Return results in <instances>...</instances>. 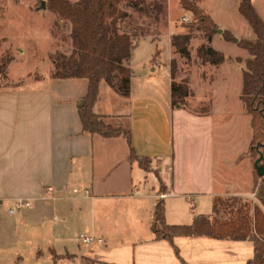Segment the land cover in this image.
<instances>
[{
  "label": "crops",
  "instance_id": "0c3cea01",
  "mask_svg": "<svg viewBox=\"0 0 264 264\" xmlns=\"http://www.w3.org/2000/svg\"><path fill=\"white\" fill-rule=\"evenodd\" d=\"M251 1L264 21V0ZM222 30L213 33L210 44L226 60L202 64L200 74L202 85L211 86L205 89L209 110L172 107V83L185 78L195 93L192 101L204 103L196 99L188 71L172 77L170 64L177 58L172 36L183 33L176 28L166 40L151 31L137 36L128 63V96L100 81L94 112L130 127L135 151L151 159L149 169L131 158L123 136L83 131L79 106L88 78L55 77L50 57L12 74L19 55L10 60L0 84V264H247L255 252L251 240L191 235L170 242L152 230L159 198L167 223L189 224L212 213L216 196L255 195L254 163L245 156L253 129L248 140L245 120H236L227 104L230 86L243 84L244 62L236 58L246 60L248 52L228 53L225 41L232 40L224 31L232 30ZM256 38L255 32L250 40ZM204 42L205 37L200 45ZM214 96L227 101V117H215ZM239 166L249 174L248 184L238 177ZM18 198L30 199L32 206L10 213ZM81 234L103 241L83 243ZM65 254L74 257H61Z\"/></svg>",
  "mask_w": 264,
  "mask_h": 264
},
{
  "label": "trees",
  "instance_id": "16d2710c",
  "mask_svg": "<svg viewBox=\"0 0 264 264\" xmlns=\"http://www.w3.org/2000/svg\"><path fill=\"white\" fill-rule=\"evenodd\" d=\"M124 2L142 9L138 0L49 1L50 8L60 20L71 23L73 46L69 55L60 51L51 54L54 63L53 75L60 78H88V93L83 98V104L79 106L83 131L103 137L123 136L129 145L131 158L138 160L145 169H149L151 159L135 151L130 127L111 123L107 116L99 115L93 110L101 80H105L125 96L130 94L132 71L128 63L135 40L144 31L132 34L120 30V21L129 15L127 11L119 8ZM181 4L198 18L196 27L205 34L206 42L197 48L198 57L203 63L213 65L224 62L225 54L210 44L212 35L218 28L217 24L205 14L195 0H181ZM239 11L248 19L257 34L255 40L242 39L239 42L247 49L249 57L246 60L242 57L236 58L238 62H244L242 97L245 109L252 117L253 136L249 154L255 162L260 154H264V21L251 0H239ZM224 35L227 40H234L232 32L226 30ZM192 37L191 31L172 36V45L187 58L190 57L188 44ZM170 67L174 79L177 74L175 59L171 61ZM188 82L187 78L181 82L173 81L171 86L173 108L187 107L188 97L193 93ZM204 110H209V107H203L202 111ZM255 179L256 198L261 204H251L250 200L240 195L216 196L212 213L197 215L189 224L167 223L164 200L159 198L152 224L155 237L165 238L170 242L175 236L191 235L251 240L255 252L247 264H264V176L258 175L255 170ZM54 257L60 258L56 254ZM61 257L74 256L65 254Z\"/></svg>",
  "mask_w": 264,
  "mask_h": 264
},
{
  "label": "rangeland",
  "instance_id": "374dc122",
  "mask_svg": "<svg viewBox=\"0 0 264 264\" xmlns=\"http://www.w3.org/2000/svg\"><path fill=\"white\" fill-rule=\"evenodd\" d=\"M49 1L50 0H45L46 8H40L42 0H0V84L6 82L7 63L16 55H19V59L11 64L12 74L17 72L20 68L23 70L26 65L28 67L39 65L44 59L51 58V54L56 51L64 52L67 55L71 53L73 49L71 23L69 21H60L56 13L50 8ZM195 1L199 7L205 9L213 18L214 16L216 17V21L221 26L219 27L220 29H222V27L231 28L234 40L230 42L225 41L228 44L227 52L233 56L247 54V49L235 42L236 38L250 40L254 38L255 32L248 20L238 10L237 1ZM138 3L142 5L141 10L139 6L131 5V3L128 2L119 5V8L127 11L129 14L125 19L120 21V30L132 34L142 31L161 33L160 37L163 40H166L168 32L174 28H176L177 32L182 31V34L191 31L193 36L196 35L188 44L190 51L189 58L182 56L173 46L175 53H177V58L175 59L177 64L176 77L186 75L185 73L188 71V73L191 74L193 86L196 89V99L198 100L201 97L204 101V103H199V105L197 102L192 101L193 98L195 100V93L193 92L188 97V108L194 111H202L203 107H209V102L206 103V101H210V98L206 90H211V86L207 85L204 87L202 85L200 74L203 69L202 64L204 63L197 54V48L202 38L204 39L205 37L204 31L198 30L196 27V24L199 22L198 18H196L192 11L182 6L181 0H138ZM167 6L168 16L166 15ZM184 17L187 18V21L184 20ZM51 50H54V52L51 53ZM247 57H249V52ZM241 64H243V62ZM242 85L241 81L238 84L233 83L230 86L228 89L229 91H227V104L230 108L235 110L233 117H235L236 120L239 117L245 120L246 128L244 125V130L246 129L248 132L247 137L249 140L252 135L251 116L246 112L245 105L241 98ZM213 101L215 102V104L212 102L215 107V117H227V114H225L226 104H224L227 101L219 100V102H217L215 101V96ZM248 144L249 142H247V146ZM242 147L244 148L246 146L242 145ZM250 147L251 143L245 153V156L249 158H251L249 154ZM146 163L147 162H145V164ZM226 166L231 167L232 165L226 163ZM237 168L240 171L238 177L244 184H248L249 174L245 173L241 166ZM243 197L250 200L251 204H261L256 200V192L255 195ZM23 209L21 211H23ZM10 215L12 217L16 216L15 214ZM5 228H7V224H5ZM0 240L2 241L4 238H0ZM76 264H93V262L84 260Z\"/></svg>",
  "mask_w": 264,
  "mask_h": 264
},
{
  "label": "built area",
  "instance_id": "2783aa9c",
  "mask_svg": "<svg viewBox=\"0 0 264 264\" xmlns=\"http://www.w3.org/2000/svg\"><path fill=\"white\" fill-rule=\"evenodd\" d=\"M184 20L187 21V18L184 17ZM75 191H77V189H75ZM85 191L89 192L88 188H85ZM165 195L166 194H161V197H163ZM31 206H32V202H31L30 199L18 198L15 201V203L13 204V206H11L9 208V212L10 213H16V212L20 211L23 208H28V207H31ZM79 239L83 243H90V242L95 241V240L103 241V238H101V237H96V236H93V235H84V234H81Z\"/></svg>",
  "mask_w": 264,
  "mask_h": 264
},
{
  "label": "water",
  "instance_id": "95a60500",
  "mask_svg": "<svg viewBox=\"0 0 264 264\" xmlns=\"http://www.w3.org/2000/svg\"><path fill=\"white\" fill-rule=\"evenodd\" d=\"M40 8H46V2L45 0H42ZM217 32L222 33L223 30L218 28ZM238 39L236 38V41ZM83 100L81 101L80 105L83 104ZM254 167L258 175L264 176V154H260V156L255 160Z\"/></svg>",
  "mask_w": 264,
  "mask_h": 264
}]
</instances>
